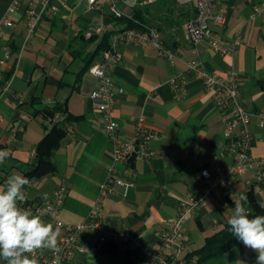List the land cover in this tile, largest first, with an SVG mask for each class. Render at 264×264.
<instances>
[{
	"label": "crops",
	"instance_id": "crops-1",
	"mask_svg": "<svg viewBox=\"0 0 264 264\" xmlns=\"http://www.w3.org/2000/svg\"><path fill=\"white\" fill-rule=\"evenodd\" d=\"M13 0H0V18ZM216 11H223L226 24H210L211 29L229 41L241 37L242 43L234 58H222L213 53L207 42L193 46L185 39L184 24L193 15L194 6L174 4L170 14L154 23L168 46L178 55L171 63L153 49L121 46L123 61L113 71L118 88L115 116L120 124L123 141H132L139 121L158 134L152 143L155 156L136 160L132 164L134 183L126 196L123 189L106 198L102 212L108 224L122 233L140 237L150 247L162 251L160 236L168 219L180 210V202L187 195H198L204 180L201 170L226 145L223 116L215 105L202 80L187 73V63L199 61L210 73L225 74L237 70L245 81L242 100L252 113L264 112V0H212ZM72 12L64 11L53 20L42 21L35 35L24 45L27 30L21 15L17 25L6 30L3 44L12 50L8 75L13 79L11 91L0 99V150L7 149L9 158L0 164V187L13 174L24 176L31 165L37 144L60 123L67 128V136L55 153L57 172L31 180V197L51 194L58 186L68 189L63 211L67 223L81 222L94 206L99 187L104 181L112 159V145L104 133L102 115L91 99L97 81L82 72L83 58L75 57L83 43L78 41L82 30L103 25L113 30L124 28L114 17L105 13H87L85 5L70 1ZM153 5V4H152ZM123 10L131 11L124 5ZM259 8V12H256ZM133 13V12H132ZM87 46L84 55L95 50ZM101 55L95 59L99 61ZM180 74L187 76L185 94L174 91L170 81ZM63 106L66 115L78 118L66 121V115L47 120L39 109ZM65 120V121H64ZM250 129L256 138L253 154L264 158V130L256 118ZM126 164L118 166L125 175ZM250 188L245 181L238 184L239 197ZM254 196L264 201V184L254 187ZM248 206V205H247ZM249 207V206H248ZM227 214L203 208L186 225L188 238L181 264L187 256L201 248L205 239L219 232L228 221ZM94 243V241H91ZM110 244L120 249L119 257L99 255ZM131 251L134 264L145 262L144 254L130 241L119 240L100 245L95 253L84 257L85 264H120ZM257 253L242 244L227 251L220 262L205 264H234L238 259L245 264H256ZM0 264L5 262L0 259Z\"/></svg>",
	"mask_w": 264,
	"mask_h": 264
},
{
	"label": "built area",
	"instance_id": "built-area-1",
	"mask_svg": "<svg viewBox=\"0 0 264 264\" xmlns=\"http://www.w3.org/2000/svg\"><path fill=\"white\" fill-rule=\"evenodd\" d=\"M71 0H13L0 18V99L8 94L13 85V79L7 77V65L12 57V50L3 44L6 30H12L17 25L16 16L21 15L27 30L22 49L35 35L39 24L44 20L59 18L64 11H73ZM77 6L85 5L87 13L109 12L114 18L133 20L139 28H121L97 25L89 27L85 39L113 32L110 48L101 54L99 61L89 69L96 79L97 85L91 94L96 110L102 115L104 133L112 145V159L106 177L99 187L94 206L87 216L79 223L64 221L62 215L68 197L65 185L58 186L51 194H45L39 199L31 197L30 189L33 182L25 186L26 201L20 206L38 214L45 222L53 223L61 228L59 245L61 252L54 256L48 250L37 251L34 255L38 264H85L84 257L95 253L100 245L119 240L130 241L135 248L145 256L143 264H181L187 246L186 225L194 219L203 208L214 209L230 218L234 210L233 201L239 199L238 184L245 181L246 185L261 186L264 184V158L253 154L256 142L250 126L256 118L257 125L264 130V112L252 113L243 100L242 93L245 81L241 74L231 69L225 74L208 72L201 62L187 63V73L199 77L205 89L213 95L215 105L223 116L224 138L226 145L222 152L215 154L207 166L201 170L204 187L198 194H190L180 202L179 212L167 220L165 229L160 236L162 251L156 250L140 237L127 232L114 230L107 222L102 212L106 198L117 189L124 190L126 196L134 183L129 178L133 175L132 164L136 160L151 159L155 156L152 143L158 134L145 128L142 121L136 127L132 141L125 142L120 135V124L115 116V105L118 94L124 89L118 88L112 77L113 71L123 61L120 47L132 46L140 49H153L157 55L174 63L178 55L166 43L160 31L154 26L141 24L134 20L132 12L139 6H149L157 0H75ZM181 6L193 5L196 16L184 24L185 39L193 46L207 42L213 53L222 58H234L242 43L241 37L233 41L226 40L211 29L212 22L224 26L226 15L216 11L212 0H176ZM126 6L131 12L121 8ZM259 12V8H256ZM174 91L185 94L187 76L180 74L170 81ZM64 117V116H63ZM60 115L56 116L58 122ZM36 156L33 152L32 157ZM126 164L125 175L120 174L118 166ZM91 241H94L92 243Z\"/></svg>",
	"mask_w": 264,
	"mask_h": 264
},
{
	"label": "clouds",
	"instance_id": "clouds-1",
	"mask_svg": "<svg viewBox=\"0 0 264 264\" xmlns=\"http://www.w3.org/2000/svg\"><path fill=\"white\" fill-rule=\"evenodd\" d=\"M9 156V150H0V164ZM29 183L28 178L13 174L5 181V186L0 187V259L5 264H38L30 254L48 250L58 256L61 252V228L20 206L27 199L24 188ZM233 203L228 231L257 253L256 264H264V215L252 214L245 195ZM259 206L264 209V201L259 202ZM234 264H245V261L238 259Z\"/></svg>",
	"mask_w": 264,
	"mask_h": 264
},
{
	"label": "trees",
	"instance_id": "trees-1",
	"mask_svg": "<svg viewBox=\"0 0 264 264\" xmlns=\"http://www.w3.org/2000/svg\"><path fill=\"white\" fill-rule=\"evenodd\" d=\"M176 0H157L156 3L149 6H139L137 7L132 15L134 20L140 22L141 24L154 26V23L161 18L165 19L170 12L172 11V7ZM193 15H189L187 21L193 19L196 16V9L194 8ZM117 24L124 26L125 28H139L133 20H129L126 18L116 19L114 18ZM163 19V20H164ZM89 29V28H88ZM86 28L79 33L78 41L83 43L82 50H84L89 45H96L95 50L93 52L84 55V51L74 52L75 57H84L83 62L85 67H83L82 72L89 71L90 67L95 63V59L100 56L105 50L110 48L111 38L113 32H107L103 35L94 36L92 39H85V33L88 31ZM159 30V29H158ZM9 77L7 74L6 78ZM264 89V84L261 85ZM38 113H41L47 120H55L57 115L65 116L66 109L63 106H54V107H45L43 109H39ZM66 121H76L78 118L71 117L66 115ZM64 120V121H65ZM67 136V128L65 126H61L60 123H57L53 126L51 131L37 144L35 149L36 156L31 162L28 170L24 173V177L31 180H38L44 176L54 174L57 172V165L54 161L55 153L60 149L63 140ZM254 187L251 186L247 192V200L248 206L252 211L253 215H264V209H261L259 204L257 203L254 196ZM229 225L227 222L224 224L223 228L213 234L212 236L205 239L203 246L191 254H189L186 258L188 263L192 261H196L197 264H205L209 261L220 262L222 260L223 255L232 249L234 246L238 244H242L236 237L232 236L228 231ZM131 251H128L125 256L123 262L120 264H134L131 260ZM99 255H107L111 257H119L120 249L115 244H110L109 246H104Z\"/></svg>",
	"mask_w": 264,
	"mask_h": 264
}]
</instances>
